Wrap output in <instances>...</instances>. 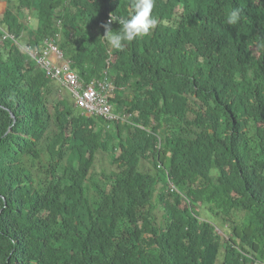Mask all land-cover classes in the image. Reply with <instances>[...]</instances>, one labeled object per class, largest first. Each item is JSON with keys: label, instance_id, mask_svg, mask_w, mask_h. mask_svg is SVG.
Returning <instances> with one entry per match:
<instances>
[{"label": "trees", "instance_id": "1", "mask_svg": "<svg viewBox=\"0 0 264 264\" xmlns=\"http://www.w3.org/2000/svg\"><path fill=\"white\" fill-rule=\"evenodd\" d=\"M6 1L0 264H264V0H155L122 50L102 24L130 0ZM46 39L82 81H111L128 122L61 93L24 49ZM99 155L115 167L100 180Z\"/></svg>", "mask_w": 264, "mask_h": 264}, {"label": "built area", "instance_id": "2", "mask_svg": "<svg viewBox=\"0 0 264 264\" xmlns=\"http://www.w3.org/2000/svg\"><path fill=\"white\" fill-rule=\"evenodd\" d=\"M8 36L13 38L9 34L4 37ZM25 50L46 77L59 82L69 91L75 106L82 113L98 116L107 122H128L129 114L115 112L113 108L111 95L114 88L111 81L107 77L82 81L53 39H46L41 51L28 47ZM169 187L171 190L176 189L171 181Z\"/></svg>", "mask_w": 264, "mask_h": 264}, {"label": "clouds", "instance_id": "3", "mask_svg": "<svg viewBox=\"0 0 264 264\" xmlns=\"http://www.w3.org/2000/svg\"><path fill=\"white\" fill-rule=\"evenodd\" d=\"M154 4L155 0H130L131 13L127 19L110 14L107 22L102 24L105 29L104 41L111 48L122 50L125 42H132L137 38L149 35L157 24V20L152 15ZM241 19L242 10L238 8L232 9L226 16L227 24L231 26L238 24ZM113 22L120 24L119 31L113 32L111 28Z\"/></svg>", "mask_w": 264, "mask_h": 264}, {"label": "rangeland", "instance_id": "4", "mask_svg": "<svg viewBox=\"0 0 264 264\" xmlns=\"http://www.w3.org/2000/svg\"><path fill=\"white\" fill-rule=\"evenodd\" d=\"M20 17H21V16H20ZM5 34L12 35L13 38L10 37V36H8V37L5 38V37H4ZM2 39H4V40H6V39H7V40H14L15 42H17V40H15V38H14V35H13V34H10V33H8V32H4V35L2 36ZM61 93H64L63 88L61 89ZM68 96H69V95H68ZM69 97H70V96H69ZM113 97H114V95H113V93H112L111 98H113ZM114 168H115L114 165H112V164L110 163L109 157H107L106 155H99V156H98V159H97V161H96V163H95V165H94L93 170H94V172L96 173L95 175H96L97 179L100 180L99 175H100V173H102V171L111 172ZM219 233H220L222 236H224V233H223L222 230H220Z\"/></svg>", "mask_w": 264, "mask_h": 264}, {"label": "crops", "instance_id": "5", "mask_svg": "<svg viewBox=\"0 0 264 264\" xmlns=\"http://www.w3.org/2000/svg\"><path fill=\"white\" fill-rule=\"evenodd\" d=\"M6 10H7V1L6 0H0V16H2L6 12ZM19 18L28 27V29H33L37 25L36 20H34L32 17H30L29 11L26 8L22 9V15ZM22 35L24 36V39H25V35H28V33L24 32ZM23 45H24V49L29 47V43H27V42L24 43ZM32 49H33V47H32ZM57 83L60 85L61 89L63 88L64 94H68L71 97L69 91L66 88H64L63 86H61V84L59 82H57ZM71 99H72V97H71Z\"/></svg>", "mask_w": 264, "mask_h": 264}, {"label": "bare ground", "instance_id": "6", "mask_svg": "<svg viewBox=\"0 0 264 264\" xmlns=\"http://www.w3.org/2000/svg\"><path fill=\"white\" fill-rule=\"evenodd\" d=\"M93 116H95V115H93Z\"/></svg>", "mask_w": 264, "mask_h": 264}]
</instances>
